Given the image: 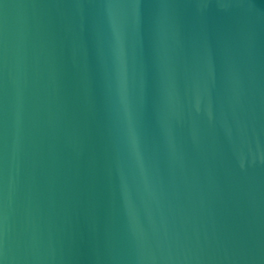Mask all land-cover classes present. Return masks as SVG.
<instances>
[{
    "label": "water",
    "instance_id": "1",
    "mask_svg": "<svg viewBox=\"0 0 264 264\" xmlns=\"http://www.w3.org/2000/svg\"><path fill=\"white\" fill-rule=\"evenodd\" d=\"M0 264H264V0H0Z\"/></svg>",
    "mask_w": 264,
    "mask_h": 264
}]
</instances>
